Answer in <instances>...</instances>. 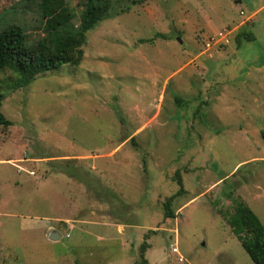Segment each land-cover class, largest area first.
Masks as SVG:
<instances>
[{
	"label": "rangeland",
	"instance_id": "obj_1",
	"mask_svg": "<svg viewBox=\"0 0 264 264\" xmlns=\"http://www.w3.org/2000/svg\"><path fill=\"white\" fill-rule=\"evenodd\" d=\"M109 1L81 65L1 75L0 264H254L227 216L264 224V0ZM39 4L0 0V32L37 42Z\"/></svg>",
	"mask_w": 264,
	"mask_h": 264
},
{
	"label": "trees",
	"instance_id": "obj_2",
	"mask_svg": "<svg viewBox=\"0 0 264 264\" xmlns=\"http://www.w3.org/2000/svg\"><path fill=\"white\" fill-rule=\"evenodd\" d=\"M44 36L37 42L25 35L19 26H11L0 32V128L9 130L13 125L2 112L5 96L1 75L7 70L19 76L18 88L29 86L40 75L57 70L64 65H81L84 59V46L88 34L96 30L105 20L120 16L124 10L115 11L109 0H83L81 14L78 17L69 10L66 19L59 13L67 8L63 0H40ZM250 30H241L236 36V43L255 41ZM178 102L181 100L178 98ZM180 190L169 197L165 204V218L176 217L172 209L176 197L184 193L181 172L176 173ZM234 213L227 216L233 234L239 239L243 248L254 264H264V224L257 214L241 199L235 200ZM148 239V237H146ZM150 245L147 240L141 245L140 259L136 264H149L146 253Z\"/></svg>",
	"mask_w": 264,
	"mask_h": 264
},
{
	"label": "water",
	"instance_id": "obj_3",
	"mask_svg": "<svg viewBox=\"0 0 264 264\" xmlns=\"http://www.w3.org/2000/svg\"><path fill=\"white\" fill-rule=\"evenodd\" d=\"M50 240L57 242L62 239V234L59 231L51 230L48 234Z\"/></svg>",
	"mask_w": 264,
	"mask_h": 264
},
{
	"label": "built area",
	"instance_id": "obj_4",
	"mask_svg": "<svg viewBox=\"0 0 264 264\" xmlns=\"http://www.w3.org/2000/svg\"><path fill=\"white\" fill-rule=\"evenodd\" d=\"M219 36L221 37V40L218 42V43H224V42H227V43H229V38H228V36H229V33H226V32H221V33H219ZM217 45H220V44H217ZM173 252L174 253H178L179 254V250H178V248H174L173 249Z\"/></svg>",
	"mask_w": 264,
	"mask_h": 264
},
{
	"label": "crops",
	"instance_id": "obj_5",
	"mask_svg": "<svg viewBox=\"0 0 264 264\" xmlns=\"http://www.w3.org/2000/svg\"><path fill=\"white\" fill-rule=\"evenodd\" d=\"M47 222H48V220H47ZM46 227H48L49 232H50L51 230H55V228H53L52 226L48 225V223H46Z\"/></svg>",
	"mask_w": 264,
	"mask_h": 264
}]
</instances>
